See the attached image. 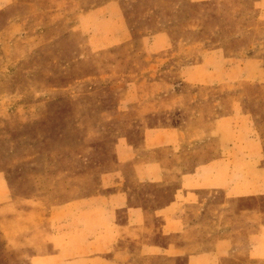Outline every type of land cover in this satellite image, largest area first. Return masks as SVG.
I'll return each mask as SVG.
<instances>
[{
    "label": "crops",
    "instance_id": "0c3cea01",
    "mask_svg": "<svg viewBox=\"0 0 264 264\" xmlns=\"http://www.w3.org/2000/svg\"><path fill=\"white\" fill-rule=\"evenodd\" d=\"M249 6L264 20V0H72L62 9L75 45L91 53L81 63L92 87L69 102L93 115V125L78 124L93 131L64 144L81 153L55 158L68 172L42 204L1 173L0 206L17 213L1 220V264L264 260V206L251 208L264 195L261 140L240 87L261 82L262 60L254 48L228 54ZM68 192L78 195L63 199Z\"/></svg>",
    "mask_w": 264,
    "mask_h": 264
},
{
    "label": "rangeland",
    "instance_id": "374dc122",
    "mask_svg": "<svg viewBox=\"0 0 264 264\" xmlns=\"http://www.w3.org/2000/svg\"><path fill=\"white\" fill-rule=\"evenodd\" d=\"M73 7L72 0H0V176L5 174L9 189L13 180L27 187V198L41 204L47 190L56 187L68 172V167L55 158L69 156L76 160L81 153L80 149L68 150L64 144L86 140L93 131L78 127L80 122L93 125V118L87 116L93 115L71 112L74 107L69 102L73 91H88L92 87V81L87 80L91 65L81 63L91 53L75 45L78 34H68L71 18L63 17L62 9L69 11ZM201 7L194 9L198 12ZM216 8L219 7L214 5ZM210 15L215 19V13ZM238 18L241 24L237 28L241 31L231 39L233 48L229 56L242 57L254 48L262 60L261 82H244L240 87L244 90L241 104L251 116V132L261 140L264 167V20L253 16V6ZM36 100L45 101L47 113ZM97 115L100 121L103 114ZM48 169L53 174L50 178L46 176ZM77 195L64 193L63 199ZM251 201V208L263 209L264 195ZM36 208V216L42 218V208ZM15 209L13 205L0 206V264L1 233L7 227L1 226V220L15 216ZM253 264H264V260Z\"/></svg>",
    "mask_w": 264,
    "mask_h": 264
}]
</instances>
